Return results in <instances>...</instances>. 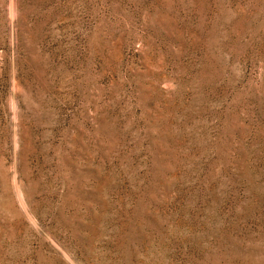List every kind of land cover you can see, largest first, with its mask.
I'll list each match as a JSON object with an SVG mask.
<instances>
[{"label":"rangeland","instance_id":"374dc122","mask_svg":"<svg viewBox=\"0 0 264 264\" xmlns=\"http://www.w3.org/2000/svg\"><path fill=\"white\" fill-rule=\"evenodd\" d=\"M0 264H264V0H0Z\"/></svg>","mask_w":264,"mask_h":264}]
</instances>
